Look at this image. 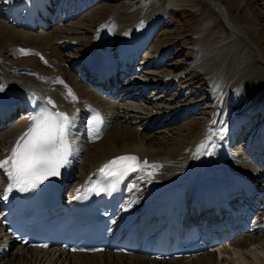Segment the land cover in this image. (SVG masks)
I'll list each match as a JSON object with an SVG mask.
<instances>
[{
	"label": "rangeland",
	"instance_id": "rangeland-1",
	"mask_svg": "<svg viewBox=\"0 0 264 264\" xmlns=\"http://www.w3.org/2000/svg\"><path fill=\"white\" fill-rule=\"evenodd\" d=\"M60 1L62 0L46 1L49 5L48 9L50 14L52 13V15L47 18L45 27H41L42 25H40L38 28H34L31 33H48L53 35L58 33L59 37L64 36V34L68 36L66 38L55 39L54 43H56L58 48H62V50L65 49L63 52L64 60L69 63L68 65H70V67L72 66L75 68L74 72L72 69V75L77 82L80 81L79 84H81V87L85 86L84 83H86L84 79H80L84 75L83 71L85 70L79 68L82 63L77 67L79 64L78 61L86 59V54L89 52V46L94 35L104 27L103 25L111 20L113 15L118 13L140 15L148 5L149 8L151 7V10L148 14L142 16L141 20H139L140 22L138 21L143 26L138 22L135 25L136 28H139L138 31L140 29L141 31H145L147 26L154 25L153 20L160 18L155 30L146 40L148 45L146 46L147 42L144 43V47L146 46V48L142 49V53L139 52L141 54L140 58L134 61V64H132L131 61H128L129 64L127 67L131 71L134 69V66L137 65L135 68L136 71L139 70L137 73L140 75L135 76V78H137L135 81L138 79H145V83L151 85L150 88L152 89L144 93L141 90L138 96V92L136 94L132 92L131 98L127 100L126 93L131 89H126L129 82L126 83V81H123L118 84L116 89L119 91L117 90V93L113 94L112 97V101H116L119 104V107H127V104L130 102L136 103L138 106L140 105L141 115L138 114L140 115V119H137L138 121L128 119L129 124H127L130 126L131 130L136 128L134 132H138V144L144 150L152 145L151 149H156L152 152L156 153L159 151L160 153H163V155L160 154L155 159H152V162L158 163L156 170L159 171V173L151 171L153 174H156L154 175V181L147 174H145V177L148 178H142V180H140V177L138 178V175L135 177L136 174H133L135 179L132 178L130 183H128V185H132V187L128 186L129 196L127 200L131 201L134 198H138L141 201H146L153 197V194L158 190V186L165 185L166 182H169L167 180L170 179L172 175L176 174V172L179 173L178 170L182 169V167H184L189 161L190 157L188 160H184V158H186V155L189 154L194 147L199 132H201L206 126H213L217 121H220L218 125L224 123V129L227 128L233 118V113L236 114L238 109L242 111V114L253 112L256 115V119L253 118L252 127L247 128H251V130L253 127L257 130L264 128V116L260 115L262 114L261 112H258L260 102L262 103L264 99V64H262L260 60L258 61V58L256 57L258 54L264 58V0H161V3L157 2V0H98L97 3L94 2V5L89 8L84 7L85 2H79V0L72 5L69 2V4H63L62 6ZM0 2H2V0H0ZM151 3H154L155 5ZM174 4L179 5V7L177 8ZM9 6L0 9V21L2 24L9 29L27 31V29H29L27 25L25 29L21 24L25 26L28 22L25 23V18L23 20H21V17L15 18ZM106 7L109 10L106 11ZM79 8H82L84 12L78 16L77 10ZM74 10L75 14L73 13ZM10 15H12V17H10ZM69 16L71 17L70 19ZM36 18H40L39 13H37ZM207 18L212 21L210 22L211 24L214 23L213 26L204 23V19ZM16 23L17 25H15ZM48 25L50 27H48ZM78 27L81 29L80 32L78 30L76 31ZM205 27H208V30ZM66 31L69 32L65 33ZM61 32L64 34L62 35ZM116 32V37H114L113 40V43L115 44H113V46L116 47L115 49H117V52L119 51L121 54H124L125 52L126 54L124 55L133 53V48L136 46L135 44L130 46L129 44L131 43L128 42L129 40H132V38L142 40V35L140 36V39L133 35L135 34L136 29L134 30V27L131 26L130 28L128 26V28L124 29L121 27ZM203 34L205 35L202 36ZM72 35L74 37H71ZM216 37H222L221 44L216 40ZM2 39L3 38L0 35V59H8V55L5 53L7 50L4 47ZM11 46L23 49L34 47L32 42L28 45L16 43ZM197 48H199V50ZM210 49L214 56L218 53L214 58L213 63L215 64L217 61L219 62L216 72L212 77L210 75L211 70H204L205 67L197 68V64L194 67L195 60L200 58L202 54H206ZM250 49L252 52L249 55ZM213 55L208 58L209 62ZM150 65H153V68H150ZM157 65H159V68H156ZM209 66H211V64ZM194 72L200 75L195 81V83L198 84H192L188 79ZM155 74L161 76V78L155 77ZM46 77L51 79L50 76ZM213 77H216L217 83L220 82L219 87L227 82L224 87L223 96L217 102H212L210 83L208 81V78L212 81ZM127 78L128 76L125 80ZM174 80L176 81L175 85H171V82ZM177 80L181 81L177 84ZM132 83L134 84V82ZM157 99H159L158 102H156ZM170 101L172 106L168 104ZM163 108H170L169 110L172 112L177 109L179 111H176V114L172 115L173 113L166 110V113H164L166 116L159 121L160 126L158 125V127L155 128L152 127L150 129L151 131L148 132L146 129L149 127L148 123L150 116H155V119L160 117L162 114H155V112H157L158 109ZM230 109H234L233 112H230L231 114L229 113ZM181 111L184 113L180 115L179 113ZM149 112L151 115L145 116V113L149 114ZM257 115H260V117ZM168 116H170L169 119L165 120ZM22 117L23 114H16L6 126L0 129V133L10 130L15 124L21 121ZM238 120L239 119H237V121ZM248 132L241 137L240 141H238V145L235 147L233 146V148H235V150H233L234 152L242 153L246 151V149H248L247 151H249V149L252 151L253 148L257 151V143L250 138L251 134H248ZM144 135L150 136V138H148L149 146L141 145V137H144ZM262 135H264V133ZM106 136L103 137L106 138ZM103 137L102 139H104ZM160 142H166V145L161 146L159 145ZM215 148L217 147H214L213 149ZM0 151H2L1 148ZM263 151L264 148L260 149L257 153L254 152L252 158L245 156V154H241L240 158H238V160H241L238 163V166L243 170L242 173L248 172L247 174H250L255 172L257 169L256 167H258L255 162L259 163L258 165H261L262 162L264 164ZM173 154H176L177 158H181L182 162L173 159ZM175 166L178 168H174ZM80 167L82 166L79 165L74 170V176L72 177L74 180H76V176L81 170ZM250 167L252 169H250ZM141 174H143V172ZM162 179L166 180V182L161 184L159 182ZM150 180L152 183H155L154 188L152 189L153 192L146 189V185H144L142 188H145H143L141 192H137V194L134 193L139 182L145 183L148 181L147 183L149 186L151 184V182H149ZM74 183L75 181H73V184L71 183V188L74 187ZM257 184H255L257 185L256 187H260L263 195L264 179L258 181ZM71 190H68V192ZM262 195L261 197H264V195ZM262 214H264V198L261 200V206L255 213L254 219L258 220V216H261ZM259 226H261V224ZM254 234V236H258L256 232ZM244 236H250V233L244 234L240 238ZM1 241L5 242L6 239L2 237L0 242ZM233 241H235V239ZM233 241L231 243H233ZM1 244L2 243H0V245ZM7 244L9 243L7 242ZM3 246L4 243L2 244V247ZM2 247L0 246L1 249H3ZM262 247H264V242H262ZM226 248H229V244ZM17 249L18 248L16 247L10 252L15 253ZM228 250L231 251L232 249L229 248ZM6 254H9V252ZM103 257L104 256H102V258ZM222 258H227L229 264H236L235 261L237 260V257L228 258L221 255L220 259ZM1 262L0 264L17 263L15 256L9 255H7ZM251 264L261 263L252 261Z\"/></svg>",
	"mask_w": 264,
	"mask_h": 264
},
{
	"label": "bare ground",
	"instance_id": "bare-ground-1",
	"mask_svg": "<svg viewBox=\"0 0 264 264\" xmlns=\"http://www.w3.org/2000/svg\"><path fill=\"white\" fill-rule=\"evenodd\" d=\"M46 1H49V0H2V2H0V9L5 8L6 6L8 7L10 5L9 8L11 9V12H13V16L15 18L21 17V20L25 18V23L28 22L25 24V26L22 24L21 26L26 29V25H27V27L29 28L27 29V31H23V30L18 31L15 29H9L7 28V26L2 24V22L0 21V35L3 38L2 41L4 43L5 49L7 50V52L5 53L8 55L7 56L8 59H4V58L0 59V88L3 89L2 91H0V101L4 98L7 92L10 93V96L13 97V99L17 98L15 101H13V105H12V107H14L13 113H12L13 115H11L10 117L8 115L3 116L4 121L2 122L1 124L2 126H0V129L6 126L7 123L11 121L16 114H18L19 111L21 114H23L21 121H19L13 127L11 126L12 128L10 130L0 133V148L2 149V151H0V160L5 159L6 155L11 152L14 144L16 143L20 135L24 133L31 125V123L28 124V120L31 116L29 109L26 106H24V104H21L18 101L19 98L24 101V100L29 99L30 97L29 96L27 97V94L18 88L17 81L22 79L25 81H32L33 83H36L37 77H35L32 73L41 75L43 79L47 78L46 76H50L52 81L49 82L50 85H45L46 88L41 87L42 92L55 95V97H57L58 99L63 98L65 107L64 109H62V112L67 113L68 115L74 114V119L69 129L68 139H67L68 151L72 152L71 161L73 164H72L71 169H69V164L67 166L66 183L68 185L69 183L71 184L73 181H75L74 187L72 188L71 192H73L74 190H81L87 184V182L92 177H94V175L100 170L102 165L114 157L124 156L126 154L132 153V154H135L136 156H139L140 159L142 160H144L145 158H149L152 160V159H155L160 154L163 155V153H160L159 151H157L156 153L152 152V151H155L156 149H153V148L151 149L152 145L151 147L149 146L150 144H148L149 143L148 138H150V136L148 135H144V137H141L142 138L141 145L143 146L146 145L150 147V148L147 147L146 150H144L138 144L139 142L138 132H134L136 128L131 130L130 126H128L129 124L128 119H132V121L140 119L139 117L141 115L140 105L138 106L136 103L130 102L129 104H127V107H124V106L119 107V104L116 101L115 102L112 101L113 95L111 96L105 95V94H108V92H110V89H108L104 84H100V85L94 84L93 82L94 77H92L91 80L86 81V83H84L85 86L83 87H81V84H79L80 81L77 82V80L74 79V76L72 75V69L74 72L75 68L72 66L70 67V65H68L69 63H67V61H65L63 57V52L65 49L62 50V48H58L56 43H54L55 39L57 40L58 38L61 39L64 37L65 38L68 37L66 34L61 32V34L62 35L64 34V36L59 37L58 33H56V35L48 34V33L47 34L31 33L34 28H38V26L40 25H42L41 27H45L47 18H49V16L52 15V13L51 14L49 13L48 9L46 11V8H49V5L47 4ZM77 1L78 0H62L61 6L63 4L66 5L67 3L69 4V2L72 5L73 3H76ZM80 1L85 2L84 7L89 8L90 6L94 5V2L97 3L98 0H79V2ZM160 1L161 0H157V2L161 3ZM151 4H154V3H151ZM174 6H176L177 8L179 7V5H176V4H174ZM105 10L107 11L109 9L106 7ZM150 10H151V7L149 8V6L147 5V7L143 10V12L140 15L130 14V13L129 14L118 13V14L113 15L111 20L105 25H103L104 27L102 26L103 28H101V30L93 37V40L89 46V52H87L86 54V56L90 57V59L91 57H93L94 59V60L92 59V61H90L89 64H91V66L93 67L94 64L100 61L103 62L101 53L107 52L109 48L112 49V45L115 44L113 43V40H114V37H116V33H117L116 31H118V29L121 27L122 29L128 28V26L129 28L130 26L134 27V30L136 29L135 33H138L139 36L142 35V40H137V42L139 43V48L137 49V52L139 53L140 50L144 49V43L147 42L146 40L150 37L152 32L155 30L160 18L153 20L154 25L147 26L145 31H141V29L138 31L139 28L138 27L136 28L135 25L139 20H141L142 16L144 14H148ZM82 12H84V10L82 8L81 9L79 8L77 10L78 16L82 14ZM36 13H41L43 14V16L45 15L46 16L45 17L42 16L38 20V19H35ZM73 13L75 14V10ZM10 17H12V15H10ZM70 18L71 17L69 16V19ZM210 22L212 21H210L209 18L204 19L205 24L209 25L211 24ZM139 24L142 25L141 23ZM213 25L214 23L211 24V26ZM48 27L50 26L48 25ZM205 28L208 30V27H205ZM77 30L80 32L81 29H79L78 27L76 31ZM68 32L69 31H66L65 33H68ZM204 35L205 34H203L202 36ZM71 37H74V36L72 35ZM138 38L140 39V37ZM221 38L222 37H216V40H218L220 44L222 40ZM31 42L33 43L34 47H28L27 49L11 46L12 44H16V43L28 45ZM132 44L134 43L132 42L129 45L131 46ZM137 46L138 45L136 44L135 47ZM113 47L116 48L115 46ZM21 49L26 50L29 54L27 55L22 54L20 51ZM197 49L199 50V48ZM210 50L206 54L205 53L202 54L200 58L195 60L194 67L197 64L196 66L197 68L205 67L204 70H211L210 75L212 77V75H214L216 72L219 62L217 61L215 64L213 63L214 58L217 56L218 53L216 54V56H214L212 50L211 51ZM251 52L252 50L250 49L249 55L251 54ZM124 54L126 53L124 52ZM135 55H136V51L133 50V53H130L127 56L128 57L127 61H131V63L134 64V61L140 58V57L138 59L135 58ZM212 55H213L212 57L213 59L211 58L209 62L208 58H210ZM256 57L258 58V61L260 60V62L264 64V58L261 57V55L257 54ZM76 58H79V57H76ZM84 61H85L84 59H82L81 61H78L79 64L77 67H79L80 63H82L79 68L85 70L86 67L83 64ZM208 64L209 65L211 64V66H209ZM159 65H157L156 68H159ZM152 66L153 65H150V68H153ZM86 72L87 70H85V73ZM137 72L138 71H136V68L135 70H133L132 73L127 72L125 78L127 76L128 78L126 80L124 78L123 81H126V83L135 81V79H137L135 78V76L140 75ZM155 77L161 78V76L159 75H156ZM199 77L200 75L194 72L190 75V78L188 79L192 82V84H198V83H195V81ZM150 79H153V78H150ZM143 81L146 82L144 79V80H138L137 82H134L135 84L132 83V84L127 85L126 89L128 90L131 89L128 93H126L127 100L131 98L132 92H134L135 94L138 92L137 93V96H138L141 90L144 93L152 89V88H149L147 91H144L142 89L143 83L142 84L138 83V82H143ZM180 81L177 80V84ZM215 81H217L216 77H213L211 84H213ZM175 82H176L175 80L172 81L171 85H175ZM132 86L134 88H130ZM25 91L27 92L28 90H25ZM69 92H71L72 95H69ZM158 101L159 99H157L156 102ZM168 104L172 106L171 101ZM169 109L167 108L158 109V111L155 112V114H162V115L156 119H155V116L153 115L152 117L150 116L151 115L150 112L149 114L145 113V116L146 115L150 116L149 123H148L149 127L146 130L150 132L151 131L150 129L152 127L154 128L158 127L159 121L163 117L166 116L164 113H166V110L170 111ZM233 110L234 109H230L229 113L232 112ZM176 111H179V110L177 109L174 112L170 111V113H173L172 115H175ZM240 111H241L240 109L237 110L238 113H240ZM182 113L184 112L181 111L179 114L181 115ZM252 114L254 113L252 112ZM260 115H257V116L260 117ZM169 117L170 116L165 118V120L169 119ZM239 122H240L239 120L235 121L232 125L239 123ZM211 128L212 127L207 126V127H204L201 130V132H199L198 144L200 143V138L202 139L201 141H205L206 136L209 134V130ZM98 129H100L99 134L97 133ZM247 129H250L251 131V128H244L245 133L247 132ZM236 132H237V129H235V133ZM243 134H241L235 140L233 146L238 144V141H240ZM103 136L104 137L106 136V138H104ZM102 137L104 139H102ZM212 140L216 144V139L213 138ZM159 145L161 146L166 145V142H160ZM197 146L198 145H194L190 153L186 155V158H184V160L185 159L188 160V158L190 157L186 165L182 167V169L178 170L179 171L178 175L183 174L184 170L187 173L190 171V168L187 167V164L189 165L192 163L193 166H197V165L203 166L200 162L201 160H198L197 162L192 160L193 157L194 158L197 157V154H196ZM215 147L217 146L215 145ZM257 148L261 149V147H257ZM211 149L213 148L208 149V154H198V155H203V157L207 155V156H210V158L211 156L215 157L216 149H213V150ZM247 150L248 149H246V151ZM254 150L251 151L249 149V151L247 152L244 151L242 153L234 152V151L228 152L227 154L228 163L227 162L226 163L228 164V168L230 172H232L233 174H237L238 176L247 174L248 172L242 173L243 170L240 168V166H238V163L241 161V160H238V158H240L241 154L242 155L245 154V156L252 158V155L255 152ZM172 156H173V159H177L179 162H182V159L181 158L179 159V157L177 158L176 154H173ZM224 163L225 162H222V164ZM255 164L258 166L256 167L257 168L256 171L255 172L252 171L253 173H250L249 175H251L250 180L252 181L255 180V184H257L258 181H261L264 179V164L263 162H262V166L258 165L259 163H256V162ZM79 165H81L82 167H80L81 168V170L79 169L80 171L78 170L79 173L76 176V180H74L72 178L74 176L73 173H74V170ZM212 165L213 163H210L209 167ZM174 168H178V167L175 166ZM202 168L205 169V167H202ZM250 169L252 168L250 167ZM0 172H1L0 173V218H1L2 216L1 206L3 203V193L6 188L8 177L2 170H0ZM224 174H227V173L224 171ZM132 178H134V175H131V176L128 175L125 177L124 181L128 180V182H130ZM147 182L145 183L139 182L138 187H136L134 193L137 194V192H141L142 189L145 188V187L142 188V186L144 185H146V189H147L148 187ZM149 182H151V180ZM168 183L169 182H166L165 185L158 186V188L167 186ZM168 185L170 186V184ZM129 187H132V185ZM220 187L221 185H218L214 188V190L217 191ZM242 188H249V187L242 186ZM257 194L262 195L260 187L257 188V193L255 197L258 196ZM150 200H151L150 198L147 199L146 201L145 200L141 201L138 198H134L131 201L127 200L125 215L127 214L131 215L130 223L134 221V218L137 216V214L141 213L142 210L145 209L146 204H148ZM196 211L198 210H193V212H196ZM200 218H203V217H200ZM257 219L258 220L253 219L254 220L253 221L254 222L253 232H256L258 236H254L255 234L253 233L252 235L250 234V236L242 237L243 239L242 238L235 239L233 243L229 244V248L232 249L231 251L228 250L229 248L226 249L225 248L226 245H224L223 250L219 248L218 255L216 253L215 255L212 253H207V254L201 255L200 257L193 258L191 260H185V259L183 260L170 259L169 261L156 260V259H151L150 255L144 252L141 255H135V256H126L123 254H113V253H103V254L101 253V254H93V255H89V254H68L66 255L61 250L59 251L39 250V249L26 250L24 248H19L17 249V251H15V253L14 252L11 253L10 250L13 244H10V247L8 248L9 254L4 253L5 251L4 248L3 249L0 248V258H1L0 262L3 261V259L7 255H9V256H15V260L17 261L16 264H229L227 258L220 259L222 255L228 258L237 257V260L235 261L236 264H251L252 261H257V262H260L261 264H264V247H262V242H264V214H262L261 216H258ZM260 224L261 226H259ZM250 231H252V226H250ZM2 235L3 234H2L1 223H0V240H2V237H4ZM0 243H2V241ZM102 256L104 257L102 258ZM12 264H14V262Z\"/></svg>",
	"mask_w": 264,
	"mask_h": 264
},
{
	"label": "snow or ice",
	"instance_id": "snow-or-ice-1",
	"mask_svg": "<svg viewBox=\"0 0 264 264\" xmlns=\"http://www.w3.org/2000/svg\"><path fill=\"white\" fill-rule=\"evenodd\" d=\"M20 51L24 55L29 54L26 50ZM2 90L0 88V91ZM69 95L72 93L69 92ZM48 103L55 107L53 101L49 100ZM29 119L32 121L30 127L20 135L5 159L0 160V170L7 175L9 181L3 193L5 200L13 190L28 191L36 188L49 177L59 176L60 168L67 163V139L72 124L69 115L44 108ZM224 131L226 129L220 130L221 133ZM216 134L210 130L205 141L197 146L196 154H208V149L215 147L211 137ZM141 164L158 167L148 165L146 160L140 162L132 155L119 156L108 161L99 171L106 176L114 177L115 181L108 188H90L88 191H95L99 195L101 191L114 190L123 178L139 171ZM147 175L151 177L152 173L149 172Z\"/></svg>",
	"mask_w": 264,
	"mask_h": 264
}]
</instances>
